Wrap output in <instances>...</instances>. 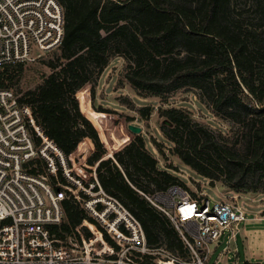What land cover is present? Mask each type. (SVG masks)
<instances>
[{
  "label": "trees",
  "instance_id": "obj_1",
  "mask_svg": "<svg viewBox=\"0 0 264 264\" xmlns=\"http://www.w3.org/2000/svg\"><path fill=\"white\" fill-rule=\"evenodd\" d=\"M58 1L65 16L60 56L49 62L52 73L20 100L33 108L46 135L66 156L76 148L70 160L81 176L88 177L83 167L96 168L87 164L89 157L90 164L98 163L96 173L103 189L140 221L150 248L190 261L172 221L147 199L172 185L187 188L186 184L172 168L161 167L143 133L134 137L124 119L119 121L116 115L97 109L89 84L95 87L116 55L126 61L124 79L138 96L169 99L181 88L198 89L200 103L208 102L214 114L245 129L237 141L245 147L240 152L222 144L212 131L194 122L188 111L160 107L174 153L213 183L219 174H225V185L236 194L264 193V185L252 180H264V75L260 57L253 53L264 56V28L246 35L232 20V0ZM261 5L264 12V3ZM22 66L0 69V88H7L15 67ZM139 114L148 118L152 110L144 107ZM98 132L106 149L116 152L113 157L105 158ZM87 135L97 147L94 153ZM45 167L46 162L39 160L37 173L45 172ZM51 180L68 183L61 169L58 178ZM74 204L79 210L73 220L75 227L84 220L94 222L80 202L69 199L64 207ZM56 230L76 233L66 220ZM159 258L146 255L142 264H158Z\"/></svg>",
  "mask_w": 264,
  "mask_h": 264
},
{
  "label": "built area",
  "instance_id": "obj_2",
  "mask_svg": "<svg viewBox=\"0 0 264 264\" xmlns=\"http://www.w3.org/2000/svg\"><path fill=\"white\" fill-rule=\"evenodd\" d=\"M64 25L58 0H0V69L59 51ZM20 98L0 88V264H142L146 255L163 253L167 257L156 263L208 264L211 246L225 235L228 242L236 239L248 220L237 196L212 204L206 195L175 184L147 199L172 221L191 259L150 248L140 221L103 189L96 169L86 182L71 174L62 151ZM39 160L46 162L43 173H37ZM59 169L68 183L52 182ZM69 199L80 202L94 221L92 229L75 227L79 210L77 204L65 209ZM65 220L76 233L59 234L56 228Z\"/></svg>",
  "mask_w": 264,
  "mask_h": 264
},
{
  "label": "rangeland",
  "instance_id": "obj_3",
  "mask_svg": "<svg viewBox=\"0 0 264 264\" xmlns=\"http://www.w3.org/2000/svg\"><path fill=\"white\" fill-rule=\"evenodd\" d=\"M106 1L103 0V3ZM260 3H264V0H232V20L243 28L246 35H249L251 30L256 29L259 32L264 28V12ZM253 53L255 56L260 57V72L264 75V56L258 55L256 51ZM59 56L60 53L58 51H53L46 54L38 62L23 65L22 69L15 67L13 79L6 82L7 88L12 89L19 96L24 95L28 90L37 88L42 83L43 77L52 73L49 62L58 61L57 58ZM125 66L126 61L122 57L113 55L110 58L109 65L96 80L95 87L93 88L92 84H89L90 96L97 109L116 115L119 121L124 119L127 129L129 124L142 127V133L145 136L148 148L157 157L161 167L172 168L179 179L186 184L187 190L191 194H204L211 200L212 204L226 199L230 201L234 196L238 197V202L248 213V220L242 223L241 231L236 239L228 242L227 235H225L221 239V243L211 246L213 253L208 264H244L245 262L264 264V193L259 190L258 192L236 194L225 185V174H219L213 183L212 180L199 175L185 165L174 153V143L170 141L166 133L168 128L164 126L167 121L161 115L160 107H176L192 113L194 122L212 131L222 144L224 143L227 147H233L240 152L244 149L245 144L237 143V141L245 135L243 134L245 129L227 118L214 114L208 102L203 101V103H200L202 100L200 92L193 87L181 88L172 93L169 99L156 96H138L124 79ZM75 98L77 99V94ZM77 103L79 110L84 115L78 99ZM66 107L70 108V105L66 104ZM144 107H149L152 110V114L148 118L140 117V109ZM128 119L133 120L130 122ZM71 125L73 126V124ZM98 135L103 149L106 151L105 158L113 157L116 152H113L112 149L107 150L99 132ZM135 136L136 134H134ZM86 137L90 139L94 153L97 151V147L88 135ZM71 153L68 156L63 153L65 167L70 170L73 176L83 182L88 181L92 177L91 174H94V170L89 167H83L87 171L88 177L81 176L76 171L72 160H70ZM88 159L86 161L87 164L96 166L95 169H97V163L90 164ZM58 160L61 161L60 157H58ZM60 165L62 168L63 165L61 163ZM252 180H255L259 185H264V180L260 181L258 177L252 178ZM88 222L90 223V221ZM83 229L88 230L89 228L85 225ZM225 248L229 249V252L221 257L223 261L217 263ZM163 254L160 255L161 260L167 257V253ZM170 256L174 255L170 254ZM181 260H184V258L181 257Z\"/></svg>",
  "mask_w": 264,
  "mask_h": 264
},
{
  "label": "water",
  "instance_id": "obj_4",
  "mask_svg": "<svg viewBox=\"0 0 264 264\" xmlns=\"http://www.w3.org/2000/svg\"><path fill=\"white\" fill-rule=\"evenodd\" d=\"M128 129L133 133V134H141L143 132L142 127L134 125V124H129ZM98 166V163H97Z\"/></svg>",
  "mask_w": 264,
  "mask_h": 264
},
{
  "label": "bare ground",
  "instance_id": "obj_5",
  "mask_svg": "<svg viewBox=\"0 0 264 264\" xmlns=\"http://www.w3.org/2000/svg\"><path fill=\"white\" fill-rule=\"evenodd\" d=\"M85 225L88 226L89 229H92L91 224L88 221H86V220H84L83 223L80 226L76 227V228L82 231V230H84L83 228H84ZM161 263L162 264H173L171 261H169V262L162 261Z\"/></svg>",
  "mask_w": 264,
  "mask_h": 264
}]
</instances>
